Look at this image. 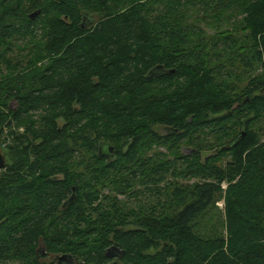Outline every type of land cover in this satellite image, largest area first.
Instances as JSON below:
<instances>
[{"label":"trees","instance_id":"trees-1","mask_svg":"<svg viewBox=\"0 0 264 264\" xmlns=\"http://www.w3.org/2000/svg\"><path fill=\"white\" fill-rule=\"evenodd\" d=\"M44 1L0 0V264H264V0Z\"/></svg>","mask_w":264,"mask_h":264},{"label":"rangeland","instance_id":"rangeland-1","mask_svg":"<svg viewBox=\"0 0 264 264\" xmlns=\"http://www.w3.org/2000/svg\"><path fill=\"white\" fill-rule=\"evenodd\" d=\"M49 1H51V0H46V1H44V3L43 4H45V3H48ZM37 3L36 4H38V1H36ZM22 2H20V4H21ZM27 5H30V2L29 1H26L25 2V4H24V6H27ZM20 6V5H19ZM0 7H4V8H0V9H9V7H6L5 5L4 6H0ZM38 9H42V8H38ZM39 15V14H38ZM37 15V16H38ZM36 16V17H37ZM19 53H20V50L15 46L14 47V52L12 53L13 54V56L14 57H17L18 55H19ZM246 84V82L243 84V85H245ZM243 85H241V86H243ZM9 106L11 107V108H13V109H16V107H17V103L15 102V101H12L10 104H9ZM1 131H2V136H1V138H2V141L3 142H5L6 143V145L5 146H12V145H14V143H13V135L11 134V131H12V129H10V128H8V127H3V130L1 129ZM20 133H24V128H21L20 129ZM188 147H190V148H188ZM184 146L183 147V151H184V153L185 154H187V155H190L193 151H194V147L193 146ZM4 152H5V150H4ZM156 152H162V153H168V150H167V147H164V146H161V147H159V148H155V153ZM214 152V151H213ZM6 154V153H5ZM157 154V153H156ZM210 154H212V152H208V151H204L203 152V156L204 157H207V155H210ZM6 158H7V155H6ZM15 162V157L11 154L10 156H8V158H7V164H9L10 163V165L11 164H13ZM6 168H7V166H6ZM5 168V169H6ZM5 169H3L2 171H0V173L1 172H3ZM222 187L224 188V191H227V189H228V187H229V183L228 182H224L223 184H222ZM217 207L219 208V211H221V213H222V210H223V212H225V207H226V199L225 198H223V199H221V200H219L218 202H217ZM217 213H218V211H217ZM217 213H215L209 220H208V223H207V225L209 226V227H211L214 223H215V220H216V218L218 217V215H217ZM222 215H223V219L225 218L224 216H225V214L224 213H222ZM224 220H226V218L224 219ZM42 257V256H41ZM41 261H45V263L47 262H49V259H41ZM60 262V260H58V263ZM10 264H20L19 262H11ZM74 264H77V262L76 263H74Z\"/></svg>","mask_w":264,"mask_h":264},{"label":"water","instance_id":"water-1","mask_svg":"<svg viewBox=\"0 0 264 264\" xmlns=\"http://www.w3.org/2000/svg\"><path fill=\"white\" fill-rule=\"evenodd\" d=\"M39 14V11H36L35 13H33L32 15H31V18H36V16ZM245 136V134H243V137ZM6 166H7V158H6V154H5V152H4V149L2 148V146L0 145V171H2L3 169H5L6 168ZM74 198H75V194H73L72 195V197L67 201V203H69V202H72L73 200H74ZM112 249H114V250H118V252H119V255H121L122 254V252H121V250L118 248V247H113ZM115 255H117V254H112V253H109V256H115ZM68 257L67 256H64V257H59L58 259L59 260H66ZM69 259L71 260V264H74V263H76L75 262V260L74 259H72L71 257H69Z\"/></svg>","mask_w":264,"mask_h":264},{"label":"flooded vegetation","instance_id":"flooded-vegetation-1","mask_svg":"<svg viewBox=\"0 0 264 264\" xmlns=\"http://www.w3.org/2000/svg\"><path fill=\"white\" fill-rule=\"evenodd\" d=\"M166 131H167V129L166 128H162V127H158V132H160V133H165L166 134ZM0 145L2 146V148L4 149L6 146H5V142H3L2 141V138L0 137ZM104 147L103 146H100V151H101V155H106L108 158L110 157V155L113 153V150H112V148L113 147H109V146H105V148H108V151H104V149H103ZM103 149V150H102ZM67 203V202H66ZM65 203V204H66ZM110 253H112V254H117V256L119 255V252H118V250H115V252H114V249H110ZM42 255V259L44 260V259H50V258H48V256H46V253L45 252H43V253H41ZM113 257H116V255L115 256H113ZM116 259V258H115ZM52 261V260H51ZM61 262H59L58 264H71L72 262H71V260H60Z\"/></svg>","mask_w":264,"mask_h":264}]
</instances>
